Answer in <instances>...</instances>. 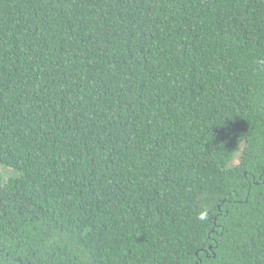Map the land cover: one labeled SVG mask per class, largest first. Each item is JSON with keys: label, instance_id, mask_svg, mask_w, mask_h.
<instances>
[{"label": "trees", "instance_id": "16d2710c", "mask_svg": "<svg viewBox=\"0 0 264 264\" xmlns=\"http://www.w3.org/2000/svg\"><path fill=\"white\" fill-rule=\"evenodd\" d=\"M0 166V264H264V0H0Z\"/></svg>", "mask_w": 264, "mask_h": 264}, {"label": "rangeland", "instance_id": "374dc122", "mask_svg": "<svg viewBox=\"0 0 264 264\" xmlns=\"http://www.w3.org/2000/svg\"><path fill=\"white\" fill-rule=\"evenodd\" d=\"M234 161H237V157L235 158ZM0 173L3 174V176L5 178H8V177H16L18 174L17 173H14V172H10V171H6V169H4V167L0 166Z\"/></svg>", "mask_w": 264, "mask_h": 264}]
</instances>
